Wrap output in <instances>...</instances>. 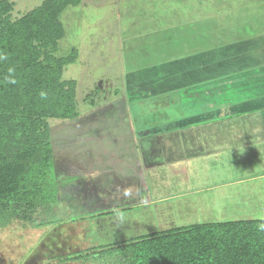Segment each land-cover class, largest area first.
I'll return each mask as SVG.
<instances>
[{"label":"rangeland","instance_id":"rangeland-1","mask_svg":"<svg viewBox=\"0 0 264 264\" xmlns=\"http://www.w3.org/2000/svg\"><path fill=\"white\" fill-rule=\"evenodd\" d=\"M3 1L10 5L11 18L19 20L51 0ZM198 11L210 17L237 14L223 19L231 27L244 20L255 23L258 17L264 25V0H79L64 8L59 19L65 35L56 45L42 46L38 60L55 66L76 50V59L56 72L65 88L69 80L76 81L77 114L71 119L41 116L40 133L54 148L70 202L43 228L20 222L1 228L0 264H58V254L111 239L264 217V144L188 156L190 145L176 144L174 135H145L155 125L189 115L172 102L173 95L180 99L175 89L183 87L171 82V61L153 63L152 49L170 51L184 31L178 23L199 20ZM48 215L37 214L35 220ZM65 219L74 222L52 232Z\"/></svg>","mask_w":264,"mask_h":264},{"label":"trees","instance_id":"trees-1","mask_svg":"<svg viewBox=\"0 0 264 264\" xmlns=\"http://www.w3.org/2000/svg\"><path fill=\"white\" fill-rule=\"evenodd\" d=\"M74 1L79 0H51L13 20L9 3L0 0V53L7 55L0 61V229L14 222L43 228L52 222L56 210L70 202L65 193L69 183L58 175L54 148L40 133V117L76 116V81L69 80L65 88L66 82H59L57 74L76 59L77 52L61 58L55 66L38 59L42 46L56 45L64 37L59 17ZM9 67L15 69V84L5 80ZM41 92L46 97L42 98ZM40 213L49 215L37 223L35 215ZM70 222L74 220L59 221L52 232ZM262 222L251 219L177 226L111 239L82 251L58 254L54 260L58 264L81 259H92L94 264H264Z\"/></svg>","mask_w":264,"mask_h":264},{"label":"crops","instance_id":"crops-1","mask_svg":"<svg viewBox=\"0 0 264 264\" xmlns=\"http://www.w3.org/2000/svg\"><path fill=\"white\" fill-rule=\"evenodd\" d=\"M198 12L202 13L195 16L199 20L178 23V29L184 31L170 51L166 52L165 46L160 51L152 49L153 63L160 64L164 58L171 61V82L183 87L175 89L182 100L173 95L172 102L184 106L189 115L161 127L155 125L145 135H174L176 144L190 145L188 156H211L234 145L264 144L263 22L258 17L255 23L244 20L232 28L223 24V19L236 18L237 14L210 17Z\"/></svg>","mask_w":264,"mask_h":264},{"label":"clouds","instance_id":"clouds-1","mask_svg":"<svg viewBox=\"0 0 264 264\" xmlns=\"http://www.w3.org/2000/svg\"><path fill=\"white\" fill-rule=\"evenodd\" d=\"M7 59V55L4 53H0V61H4ZM8 74L5 77L6 82L11 83V84H15L16 80L14 78L15 76V69L12 67H9L7 70ZM41 97L44 98L46 97V93L41 92ZM118 217H120L121 219H123V213H117ZM262 220H264V217H261ZM259 230L264 231V222L259 224Z\"/></svg>","mask_w":264,"mask_h":264}]
</instances>
